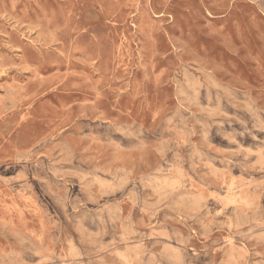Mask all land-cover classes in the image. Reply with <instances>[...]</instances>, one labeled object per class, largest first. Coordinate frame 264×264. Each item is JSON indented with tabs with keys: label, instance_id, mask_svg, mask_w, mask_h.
Segmentation results:
<instances>
[{
	"label": "rangeland",
	"instance_id": "374dc122",
	"mask_svg": "<svg viewBox=\"0 0 264 264\" xmlns=\"http://www.w3.org/2000/svg\"><path fill=\"white\" fill-rule=\"evenodd\" d=\"M45 262L264 264V0H0V264Z\"/></svg>",
	"mask_w": 264,
	"mask_h": 264
},
{
	"label": "bare ground",
	"instance_id": "6f19581e",
	"mask_svg": "<svg viewBox=\"0 0 264 264\" xmlns=\"http://www.w3.org/2000/svg\"><path fill=\"white\" fill-rule=\"evenodd\" d=\"M51 249V248H50ZM89 250V249H88ZM53 251V250H52ZM70 257V256H69ZM86 257V256H85ZM82 259V258H81ZM49 262V261H48ZM51 262V261H50ZM47 264V262H45ZM60 263V262H59ZM66 263V262H65Z\"/></svg>",
	"mask_w": 264,
	"mask_h": 264
}]
</instances>
